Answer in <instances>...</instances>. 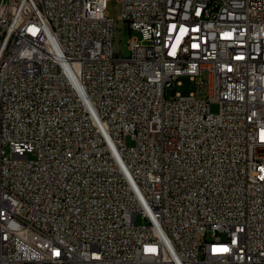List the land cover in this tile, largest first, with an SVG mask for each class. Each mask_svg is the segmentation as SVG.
<instances>
[{
  "label": "built area",
  "instance_id": "1",
  "mask_svg": "<svg viewBox=\"0 0 264 264\" xmlns=\"http://www.w3.org/2000/svg\"><path fill=\"white\" fill-rule=\"evenodd\" d=\"M107 2L0 0V264H264V0Z\"/></svg>",
  "mask_w": 264,
  "mask_h": 264
},
{
  "label": "rangeland",
  "instance_id": "2",
  "mask_svg": "<svg viewBox=\"0 0 264 264\" xmlns=\"http://www.w3.org/2000/svg\"><path fill=\"white\" fill-rule=\"evenodd\" d=\"M121 3L119 0H108L107 2V12L109 15L114 18L117 22V32L115 38V49L117 52L121 53L125 58L131 56V49L129 46V42L132 37L141 38V33L137 30H133L130 27V24L127 21L118 20L121 14ZM181 82L180 85L177 86V91L183 95H188L195 90V81L191 79L188 75H182L179 79ZM211 112H218L220 109V105L218 103H212L210 106ZM126 143L128 145H132L134 140L131 137L126 138ZM5 153L10 154V148L8 145L5 146ZM29 157L34 159L36 157L35 152L29 153ZM142 221V220H139ZM208 237H212L211 232L208 233ZM225 238V236H222Z\"/></svg>",
  "mask_w": 264,
  "mask_h": 264
}]
</instances>
